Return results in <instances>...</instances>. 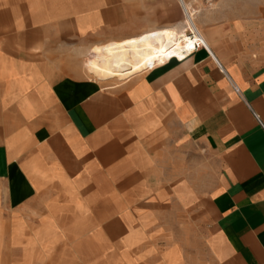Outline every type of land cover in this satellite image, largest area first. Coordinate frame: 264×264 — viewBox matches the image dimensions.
<instances>
[{
	"label": "crops",
	"instance_id": "1",
	"mask_svg": "<svg viewBox=\"0 0 264 264\" xmlns=\"http://www.w3.org/2000/svg\"><path fill=\"white\" fill-rule=\"evenodd\" d=\"M185 5L207 48L85 73L97 45L186 33ZM0 118L19 230L92 264H264V0H0Z\"/></svg>",
	"mask_w": 264,
	"mask_h": 264
},
{
	"label": "bare ground",
	"instance_id": "2",
	"mask_svg": "<svg viewBox=\"0 0 264 264\" xmlns=\"http://www.w3.org/2000/svg\"><path fill=\"white\" fill-rule=\"evenodd\" d=\"M185 9L189 16L186 17L188 30L194 36L187 33L176 35L170 28H161L134 39L97 45L94 50L97 56L90 61L92 74L99 78L123 80L164 60L185 58L195 42L205 44L191 18L195 10H188L187 5Z\"/></svg>",
	"mask_w": 264,
	"mask_h": 264
},
{
	"label": "rangeland",
	"instance_id": "3",
	"mask_svg": "<svg viewBox=\"0 0 264 264\" xmlns=\"http://www.w3.org/2000/svg\"><path fill=\"white\" fill-rule=\"evenodd\" d=\"M95 47L84 61L85 73L93 78L95 77L90 70V61L97 56L94 52ZM80 61L83 63V56ZM101 81L120 80L111 77L101 79ZM2 121L3 119L0 118V123ZM79 238L81 236L71 232L66 234L55 231L39 232L24 228L19 230L15 226L12 210L6 208L2 199L0 200V264H92L84 262L92 256V248L72 245L77 243L76 239ZM112 250L113 248H104L102 255L108 258L113 254Z\"/></svg>",
	"mask_w": 264,
	"mask_h": 264
},
{
	"label": "built area",
	"instance_id": "4",
	"mask_svg": "<svg viewBox=\"0 0 264 264\" xmlns=\"http://www.w3.org/2000/svg\"><path fill=\"white\" fill-rule=\"evenodd\" d=\"M186 33L189 36H194V34H193V32L191 30H186ZM199 47L207 48V46L205 44H203L202 42H195V45L193 46V49L191 50V52L194 51V50H196V48H199ZM235 89H236V87H235Z\"/></svg>",
	"mask_w": 264,
	"mask_h": 264
}]
</instances>
